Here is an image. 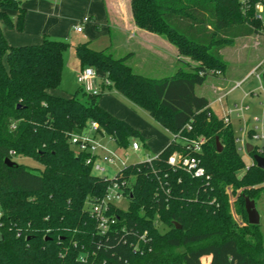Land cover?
<instances>
[{
	"label": "trees",
	"instance_id": "1",
	"mask_svg": "<svg viewBox=\"0 0 264 264\" xmlns=\"http://www.w3.org/2000/svg\"><path fill=\"white\" fill-rule=\"evenodd\" d=\"M23 2L0 0V264H202L204 256L210 264H264L261 225L249 223L245 208L247 197L257 202L264 191V169L256 163L247 167L233 124L196 93L209 77L200 71H226L225 45L264 31V15L258 17L264 0H131L137 27L166 38L196 62L181 59L183 66L170 77L135 72L128 63L131 53L115 57L90 42L75 46L82 68L103 69L108 87L179 136L151 162L124 169L120 180L129 206L115 211L119 229L126 231L106 236L98 233L87 203L102 198L111 180L92 173L84 156L74 153L70 135L96 121L120 149L144 138L102 107L98 96L83 101L51 92L61 84L70 44L48 36L40 43L9 44L1 22L22 31ZM199 138L205 139L201 159L209 178L168 163L175 150L186 147L183 139ZM11 151L42 168L8 166ZM144 234L136 250L132 242Z\"/></svg>",
	"mask_w": 264,
	"mask_h": 264
},
{
	"label": "rangeland",
	"instance_id": "2",
	"mask_svg": "<svg viewBox=\"0 0 264 264\" xmlns=\"http://www.w3.org/2000/svg\"><path fill=\"white\" fill-rule=\"evenodd\" d=\"M113 5L111 4V16H112V26L114 30H117L120 25L123 26V23L126 26V30L133 27L134 19L132 20L131 14V0H113ZM264 7V3H261ZM259 11V10H258ZM264 15V14H263ZM67 18L69 19L68 25H64V30L68 29V34L71 37L70 40L64 39V36H51L54 39L62 40L68 42L70 47L64 52V67H63V74H62V81L59 87L53 89V93L62 95V96H74L77 95L81 100L87 101L88 95L84 94L81 91V88L77 82V75L81 69L78 71L75 70V65L78 64L75 47L84 40L83 34H79L74 31V25L78 23L80 26H84L86 36H90L86 41L92 40V46L97 50L106 49L109 43L108 31L107 26L103 21H100L98 24H94L88 17L80 19L79 16L76 14L68 15ZM80 20H84V25L80 24ZM264 21V20H263ZM122 22V24L120 23ZM264 24V23H263ZM77 25V26H78ZM130 33L132 32L129 31ZM50 37V38H51ZM164 38V37H163ZM166 39V38H164ZM136 40V39H135ZM135 40H131V43H134ZM167 40V39H166ZM234 43H250L246 42V40H237ZM227 44L225 45V50L223 51V56L227 62V70L226 74L228 76L234 75L239 76L243 74L247 69L251 68L258 64V61L263 58L264 53L261 49L255 50L254 52H241L237 53L231 46L234 44ZM175 46V45H174ZM176 47V46H175ZM177 48V47H176ZM235 51V52H234ZM122 54V53H116ZM182 58H189L186 56L181 55ZM180 59V60H181ZM259 65V64H258ZM96 72V77L98 82H102L104 78L107 77V73L98 67H93ZM223 74V73H222ZM257 74L264 75V60L262 65L257 70ZM213 82V78L209 77L205 83L202 85L197 86L196 93L200 96H206L210 98L212 101L215 100L217 97L225 93L224 91L221 92H214L211 88L210 84ZM230 84V83H228ZM248 93V95H246ZM98 101L105 106H108L111 109L119 110L120 115H124L127 118H131L134 122V125L139 126L141 130L144 132V141L141 139L138 140L141 149L138 152L129 148L127 151L121 150L120 153L125 155V153L130 155L128 159V163H135L140 161H145L149 157L154 158L156 157L164 147L173 140V133L154 120L150 114H148L143 109L135 106L129 100H127L124 96H122L114 87H106L102 90L101 94L98 95ZM216 102V103H215ZM213 103V107L216 111L221 108V105L224 103H229L230 106L237 103L241 105H248L249 109L245 110L244 117L242 119L249 120V124L252 125L254 122V118L256 116L262 117L264 115V86L263 89L261 88V83L257 78L256 74L251 75L241 87L231 91L228 93L227 97L223 99V102L215 101ZM118 112V111H117ZM246 117V118H245ZM233 121V127L235 130L236 136H241V129L239 125V118L232 114L231 116ZM138 128V129H139ZM146 143V145L144 144ZM253 144H256L255 141H251ZM113 148H116L115 143H110ZM241 155L247 165L250 166L252 164L253 158L250 156L246 151L241 149ZM13 160L16 162L25 164L29 168L34 171H39V168H42V165L38 163L31 157L27 156H18L13 155ZM115 170H111L109 176H113ZM241 171V173H243ZM96 175H100L99 172H94ZM120 203L117 205L123 209L128 208L129 206V199L125 197L124 199L119 200ZM256 207L260 213V225L261 231L263 235V244H264V191L261 194V197L257 199ZM1 210V209H0ZM1 216V213H0Z\"/></svg>",
	"mask_w": 264,
	"mask_h": 264
},
{
	"label": "crops",
	"instance_id": "3",
	"mask_svg": "<svg viewBox=\"0 0 264 264\" xmlns=\"http://www.w3.org/2000/svg\"><path fill=\"white\" fill-rule=\"evenodd\" d=\"M113 3V0H24L23 5L26 7L27 12L25 15L23 30L18 31L15 27H8L3 21L1 22V27L8 43L14 46H19L40 43L45 36L51 37L61 34L64 36V39L70 40L71 37L68 34L69 27L68 29L64 30V25H68L69 19L67 16L71 14H76L80 17V19L88 17V19L94 24H98L100 21H103L107 26L110 43L108 44L107 48L111 50L115 57H123L131 53L128 57L129 65L135 72L151 78L161 79L175 75L181 66H183L180 62L181 56L178 49L162 36L137 27L135 22L133 27L130 28L132 30L131 33L129 32L131 30H126L124 23L123 26L120 25L117 30H114L111 16V4L113 5ZM11 14L15 19L17 18L16 11L11 12ZM131 17L133 20V14H131ZM83 21L84 20H80V24L84 25ZM120 23L122 24V22ZM77 25L78 23L74 25V31L85 35V38L82 42H90L92 46V40L86 41L91 38H89L90 36H86V34H84L86 33L84 26H82L83 30L79 32L76 30ZM133 39L136 40L134 43H131V40ZM241 39L250 43H234L231 48H233L235 51L237 50V53L250 51L254 52L255 50L259 49H261L264 53V31L259 34L237 38L235 41ZM224 50L225 48L221 49L222 56ZM116 53L122 54L117 55ZM182 59L192 64L196 63L190 58ZM263 60L264 56L258 61V64ZM77 61L78 64L75 65L76 71L82 68L78 57ZM255 66L247 69L239 76H228L226 71L220 76H209L213 78V82L210 84V86L214 92L218 93L224 90L227 92L237 81L243 80ZM51 92L54 91L51 90ZM206 98L210 102V108L219 117L223 115L226 107L230 106L229 103H224L221 105V108L216 111L213 107V103L216 101V99L212 101L210 98ZM99 104L116 117L129 122L136 129L139 128V126L134 125V122L130 117L127 118L122 114L120 115L119 110L111 109L100 102ZM242 122V120H239L240 129L242 128ZM141 129L139 128L138 130L144 138V132ZM144 144L146 145L145 142ZM169 144L170 143H168L164 149Z\"/></svg>",
	"mask_w": 264,
	"mask_h": 264
},
{
	"label": "built area",
	"instance_id": "4",
	"mask_svg": "<svg viewBox=\"0 0 264 264\" xmlns=\"http://www.w3.org/2000/svg\"><path fill=\"white\" fill-rule=\"evenodd\" d=\"M258 17L263 18L264 7L258 5ZM77 31H82L83 27L78 25L76 27ZM263 61L256 65L250 73L241 81H237L230 90L225 92L216 98V101L223 102V99L227 97L228 93L241 87L243 83L253 74L257 75L258 80L261 83V88L264 86L263 75L257 74V70L262 65ZM201 75L207 74L208 76H220L222 72L218 69H208L207 71H200ZM77 82L81 90L90 96H98L101 94L102 90L111 84V81L106 77L102 82H98L96 77L95 69L92 66H86L81 68L77 75ZM248 95V93H246ZM249 106L241 105L235 103L232 106L226 107L223 115L220 117L226 123L232 124V114H235L240 120L244 117L245 110H248ZM241 136H236V143L241 151H246L253 158V153L263 155L264 152V115L262 117L256 116L252 125L249 124V120L242 119ZM15 128V124H13ZM188 129H191V125H187ZM179 137L178 135H174ZM180 139V138H179ZM182 140V139H181ZM251 141H255L253 144ZM186 144L182 150H175L168 158V163L174 168H180L190 173L196 178H209L206 168L202 164L201 153L203 152L204 138H199L198 140H186L183 139ZM69 143L76 155H82L85 158L86 165L90 166L92 173L99 172L100 177H105L111 180L108 186L106 194L102 198H96L94 200H89L87 203V209L91 216L96 220L98 233L102 236L111 235L113 233L125 232L126 227L123 226L121 229L118 227L119 217L116 214L115 208H121L117 204L120 203V199H124L129 196L127 194V189L125 188V182H121V177L123 176V171L130 164L128 159L130 155L125 153L121 154L120 151H127L132 148L135 152L141 149V145L138 140L133 139L130 146L125 149H120L117 145L116 139L108 135L101 126L96 121H91L84 131L80 133H72L69 138ZM110 143H115L116 148H113ZM251 143L253 145V153H249L247 145ZM256 151V152H255ZM15 155V151L10 152ZM264 156V155H263ZM153 158L149 157L145 161L151 162ZM136 163V162H135ZM256 163L253 159L252 164ZM115 170L113 176H109L110 171ZM96 175V174H95ZM229 194L232 193L230 186L226 188ZM234 197L230 199V203L234 204ZM233 213L235 218L240 221V217L235 213L233 208ZM145 241V234L138 237L137 241L132 242L133 247L138 250L140 249V244ZM202 264H210V257H202Z\"/></svg>",
	"mask_w": 264,
	"mask_h": 264
},
{
	"label": "water",
	"instance_id": "5",
	"mask_svg": "<svg viewBox=\"0 0 264 264\" xmlns=\"http://www.w3.org/2000/svg\"><path fill=\"white\" fill-rule=\"evenodd\" d=\"M263 79H264V75H263ZM217 147H218L219 151L222 150V144H221L219 138H217ZM247 149H248L249 153H253V145L251 143H249L247 145ZM253 159L256 162L258 167L264 169V156L263 155L253 153ZM5 163L8 166H13V165L17 164V162L15 160H13L11 157H6ZM131 196H132V193H131ZM245 208H246V212L248 214L249 223L250 224H256V225L260 224V213L256 207V201L247 197ZM178 227L180 228L181 226H178Z\"/></svg>",
	"mask_w": 264,
	"mask_h": 264
}]
</instances>
